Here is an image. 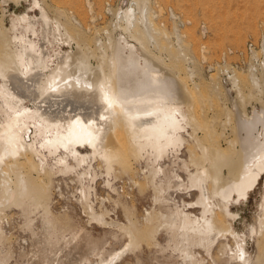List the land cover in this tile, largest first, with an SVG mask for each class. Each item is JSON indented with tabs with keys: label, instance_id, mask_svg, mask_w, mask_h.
<instances>
[{
	"label": "bare ground",
	"instance_id": "6f19581e",
	"mask_svg": "<svg viewBox=\"0 0 264 264\" xmlns=\"http://www.w3.org/2000/svg\"><path fill=\"white\" fill-rule=\"evenodd\" d=\"M9 1L2 0L9 22L0 21L1 264H9L11 256L9 249L7 253L1 246L6 238L3 220L6 210L12 208L19 211L23 231L30 234L32 252L25 256L34 264H71L78 250L77 264H90L91 256H98L95 264H117L125 251L139 246L138 228L131 221L125 225L109 220L107 208L95 209L91 195L95 194L98 173L91 164L97 160L106 186L114 190L115 164L132 166V160L144 158L151 167L145 178L159 205V211L153 210L148 217L150 226L143 232L146 241L151 239L161 246L156 236L164 231L165 248L179 254L187 264H209L195 249L200 247L211 255L222 237L231 238L232 246L222 243L221 258L210 256L212 264L233 260L249 263L246 240L233 226L239 215L231 211V205L246 200L264 174V72H260L261 81L251 78V98L259 96V106L248 112L234 97L230 99L235 109L234 142L238 149L225 152L211 143L207 147L197 137L200 124L192 103L195 92L173 74L176 66L166 65L148 50L156 29H151L153 23L145 13L148 7L143 8L141 0H124V5H119L118 23L108 50L101 49L103 58L96 67L89 61L94 51L79 44L73 48L77 42L75 32L50 15L45 0H24L26 4L16 0L17 10L23 6L20 12H10L6 7ZM143 23L144 28L140 25ZM117 30L120 34L114 37ZM178 39L182 43V38ZM63 45L68 49L63 51ZM234 73H229V96L235 90L238 95L242 92ZM250 74L258 73L252 69ZM59 96L61 99H57ZM27 100L33 102V107L26 104ZM187 135L192 137L194 148L188 152L189 160L181 162L187 183L180 187L196 191L197 201L183 206L197 208L199 216L170 208L165 199L172 178L161 164L166 158L179 160L189 141ZM27 169L40 181L46 176L49 183L39 181L33 185ZM59 173L78 174L79 200L90 221L110 225L112 232L116 228L124 231L129 238L124 248L104 252L99 247L102 240L93 238L71 219L53 214L50 185ZM259 207L258 221L248 228L250 237L264 233V193ZM37 219L39 225L35 224Z\"/></svg>",
	"mask_w": 264,
	"mask_h": 264
},
{
	"label": "rangeland",
	"instance_id": "374dc122",
	"mask_svg": "<svg viewBox=\"0 0 264 264\" xmlns=\"http://www.w3.org/2000/svg\"><path fill=\"white\" fill-rule=\"evenodd\" d=\"M13 1L6 6L10 12L16 9V0ZM123 2L124 0H88V2L87 0H45L50 15L58 17L72 33L75 32L78 43H74L73 48L75 49L79 44L83 49L88 48V51L90 49L91 53L94 51L89 58L92 67L99 65V59L103 58V51L108 50L107 44L116 26L115 23H118L116 11L120 4L124 5ZM141 2L143 8L148 7L145 13L153 23L151 29L154 27L156 29L154 33L156 38L147 44L149 52L166 65L176 66L177 69L173 71L175 72L173 74L178 75L195 92L196 99H193L192 103L195 105L193 106L198 117L197 122L200 124L197 137L207 147L213 144L212 146L219 145L218 147L225 152H228V149L232 151L236 148L235 150H237L235 109L230 99L234 97L238 104L243 109L246 108L244 110L248 112L252 110L253 106H259V96L251 98V78L257 77L261 81L264 76L251 75L241 69L235 70L234 75L240 80L239 87L242 92L238 95L235 90L229 96L226 89H231L232 85L230 82V88L225 87L229 85L221 80L220 69L229 68L231 62L241 61L243 57L237 51L245 50L249 41L257 40L264 34V0H141ZM23 4L26 3L23 2ZM22 10L23 6H19L17 11ZM4 11L2 0H0V21L7 24L9 21ZM6 14L8 15V13ZM144 16L146 17V15ZM148 17L146 18L148 19ZM148 23L150 22L146 21L145 24L149 26ZM140 25L144 28V23ZM113 34L115 37L120 32L117 30ZM179 37L182 38L180 44L178 43ZM97 48L103 51H98ZM67 49L68 47L63 45L62 50ZM224 55L227 57L228 63L218 66L217 64ZM190 74H194V76L191 78ZM57 99H61V96ZM27 101L26 104L33 107V102ZM189 132H192L190 127ZM187 134L189 133L187 132ZM189 136L187 135L188 143L179 154V160L166 158L161 167L167 172L170 171L172 178L170 191L165 193L169 207L185 209L186 212L199 216L200 211L197 208L186 209L183 206L197 201L196 191H184L180 187L187 183L186 173L181 169V162L189 160L190 150L194 148L192 137ZM81 152L87 154L86 149H81ZM35 160L38 161L37 158ZM93 161L92 169L95 168L98 173L94 183L95 194L91 195L95 209L99 211L100 208H107L110 213L109 220L112 218L125 225H129L131 221L138 228L139 246L125 251L127 253L124 252L125 255L123 254L119 258L117 264H187V261L181 259L179 254L172 252L170 248H165L167 238L164 231L159 232L156 238L163 250L166 249V252L165 250L163 252L161 246L153 244L151 239L147 238L149 240L146 241L144 238L143 232L148 228L147 226H150L148 217L153 213V210L159 211V205L154 201V191L145 178V174L151 169L147 159L132 160L131 167L122 163L115 164L114 190L106 186L105 175L102 174L103 169L100 168L97 160ZM169 168L171 169L169 170ZM26 171L31 183L36 185L40 180L32 170L27 169ZM224 172L228 173V170L224 169ZM62 174H55L51 179L49 201H51L53 214L71 219L78 226L89 231L93 238L102 240L101 244L104 247L103 245H99V247L102 246L100 250L104 252L119 251L124 248L129 239L125 237L128 235L124 231L116 228L112 232V226L90 221L84 211L86 209L83 208L84 206L79 200V183L76 179L78 174L67 173L66 176ZM90 177L91 175L88 176V179ZM41 181L45 184L49 183L46 176ZM41 181L40 183H42ZM258 183L252 189L253 191H250L246 200L231 205V211L239 215L234 220L233 226L246 240L247 258L250 262L233 260L229 263L224 261L221 264H264V233L256 237L247 235L248 228L255 225L260 216L259 205L264 193V174ZM3 222L6 238L1 249L7 253L10 251L9 264H32L33 259L25 256L32 252L29 245L30 234L21 228L23 220L19 211L14 208L6 210ZM35 224L39 225L40 220L37 219ZM221 240L214 246L211 255L200 247H197L195 252L206 262L212 264V257L221 258L220 248L223 242L225 245L232 246L231 238L222 237ZM77 253H74L72 258V260L75 258L74 263L71 264L80 262L81 251L78 250ZM1 257L0 253V264ZM97 260L98 256H91L90 264H95Z\"/></svg>",
	"mask_w": 264,
	"mask_h": 264
},
{
	"label": "built area",
	"instance_id": "2783aa9c",
	"mask_svg": "<svg viewBox=\"0 0 264 264\" xmlns=\"http://www.w3.org/2000/svg\"><path fill=\"white\" fill-rule=\"evenodd\" d=\"M10 2H14L10 0ZM24 0H22V3ZM243 59L238 62H231L229 66V70H226L224 67L220 69L221 80L226 84H230L229 73H234L233 71H237L238 69L250 72L252 69L258 73L264 72V34H262L257 40H251L247 43L245 50L237 51ZM234 53V52H232ZM228 63L227 57L224 55L222 60L217 64L218 66L226 65Z\"/></svg>",
	"mask_w": 264,
	"mask_h": 264
},
{
	"label": "snow or ice",
	"instance_id": "6c2138e0",
	"mask_svg": "<svg viewBox=\"0 0 264 264\" xmlns=\"http://www.w3.org/2000/svg\"><path fill=\"white\" fill-rule=\"evenodd\" d=\"M52 91H54L55 89H51Z\"/></svg>",
	"mask_w": 264,
	"mask_h": 264
}]
</instances>
